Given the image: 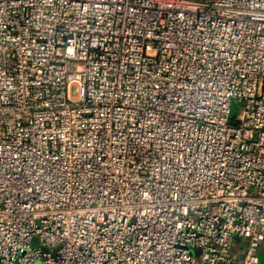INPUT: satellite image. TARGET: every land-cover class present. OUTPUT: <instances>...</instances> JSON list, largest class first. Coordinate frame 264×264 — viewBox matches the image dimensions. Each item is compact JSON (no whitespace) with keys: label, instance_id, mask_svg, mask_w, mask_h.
<instances>
[{"label":"built area","instance_id":"built-area-1","mask_svg":"<svg viewBox=\"0 0 264 264\" xmlns=\"http://www.w3.org/2000/svg\"><path fill=\"white\" fill-rule=\"evenodd\" d=\"M0 264H264V0H0Z\"/></svg>","mask_w":264,"mask_h":264},{"label":"rangeland","instance_id":"rangeland-1","mask_svg":"<svg viewBox=\"0 0 264 264\" xmlns=\"http://www.w3.org/2000/svg\"><path fill=\"white\" fill-rule=\"evenodd\" d=\"M75 93V88H73V94ZM240 114V106L237 102H232L230 109H229V123L235 124L238 118V115ZM37 239L34 238L32 241V246H36Z\"/></svg>","mask_w":264,"mask_h":264}]
</instances>
